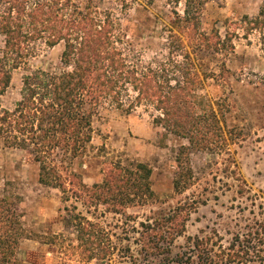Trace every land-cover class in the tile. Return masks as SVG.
Listing matches in <instances>:
<instances>
[{"label": "trees", "instance_id": "trees-1", "mask_svg": "<svg viewBox=\"0 0 264 264\" xmlns=\"http://www.w3.org/2000/svg\"><path fill=\"white\" fill-rule=\"evenodd\" d=\"M119 1L123 12L137 0ZM143 1L148 5L155 2ZM171 1L176 6L184 3L183 14L174 11L173 29L187 38L189 45L195 48L200 45L197 40L213 39L217 41L212 43L217 51L221 45L231 43L229 36L222 40L217 31L212 39L201 31L207 4L225 0ZM105 2L0 0V98L10 87L13 73L35 56L38 45L64 47L59 71L36 70L25 75L21 99L15 108L8 110L0 103V143L8 149L27 151L39 166L42 185L66 193L67 185L74 186L76 179L88 198L120 210L155 197L153 170L145 163L124 166L118 162L101 183L92 187L84 184L74 166L91 148L93 119L100 108L108 106L130 115L141 106L153 107L159 113L153 123L164 130L162 143L169 135L188 141L177 151V191L194 178L191 154L210 151L222 141L225 116L219 105L215 108L199 94L202 77L175 30H170L167 57L145 62L129 40L121 19L102 7ZM248 21L249 30L258 31L264 40V0L257 17ZM82 192L76 190V195ZM182 208L163 219L162 228L144 226V258L131 259V264L264 262V219L256 220L245 233L236 234L228 246L222 244L218 233L189 237L185 247H180L181 252L173 255L170 247L176 235L182 236L189 216L170 231L160 229L167 222L178 221ZM22 218L11 198L0 197V264H28L18 257L20 245L27 238ZM74 221L80 245L90 251L89 259L107 264L113 247H103L106 236L99 224L80 214L75 215ZM147 231L154 233L157 242L169 245L156 241L149 244L152 235ZM107 242L111 243V239L107 238Z\"/></svg>", "mask_w": 264, "mask_h": 264}, {"label": "rangeland", "instance_id": "rangeland-1", "mask_svg": "<svg viewBox=\"0 0 264 264\" xmlns=\"http://www.w3.org/2000/svg\"><path fill=\"white\" fill-rule=\"evenodd\" d=\"M261 4L262 0L207 4L201 31L211 39L217 31L222 40L229 36L232 43L221 45L216 51L212 45L216 40L199 39V47L194 48L173 29L174 11L183 14L184 3L176 6L171 0H155L153 5H148L137 0L132 8L122 12L119 0H106L102 7L121 19L129 40L145 62L167 57L170 30H175L202 77L199 94L215 104V108L219 105L225 116L221 124L222 141L210 151L191 154L194 178L186 188L177 191L174 186L180 173L177 151L180 146L188 145V141L169 135L162 143L164 130L153 123L159 115L153 107L141 106L130 115L108 106L100 108L93 119L91 148L74 166L84 184L92 187L101 183L106 172L118 162L124 166L145 163L153 170L155 197L120 210L88 198L76 179L74 186L67 185L66 193L42 185L39 166L30 154L5 148L0 143V197L11 198L23 215L27 238L18 250L22 261L102 264L89 259L90 251L80 245L73 226L76 214L99 224L104 231L103 247L109 249L108 244L113 247L112 254L106 258L107 264H131V259L144 258L142 247L147 241L144 226L162 228V220L174 215L180 207L183 208L178 221L167 222L160 229L170 231L189 216L184 221L182 236L176 235L170 247L173 255L181 252L180 247H185L189 237L218 233L222 244L228 246L236 234L245 233L256 220L264 219V40L258 31L249 30L248 23L257 17ZM0 45H3L1 36ZM63 49V45L54 48L38 45L35 56L13 73L10 87L0 98L2 107L15 108L21 99L25 75L36 70L59 71ZM76 190L82 193L77 196ZM147 232L152 235L149 241L152 245L157 239L153 232Z\"/></svg>", "mask_w": 264, "mask_h": 264}]
</instances>
